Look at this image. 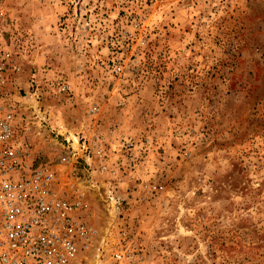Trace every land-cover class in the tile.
Masks as SVG:
<instances>
[{"label":"rangeland","instance_id":"374dc122","mask_svg":"<svg viewBox=\"0 0 264 264\" xmlns=\"http://www.w3.org/2000/svg\"><path fill=\"white\" fill-rule=\"evenodd\" d=\"M0 17L28 47L11 99L37 161L96 241L122 264H264V0H0Z\"/></svg>","mask_w":264,"mask_h":264},{"label":"built area","instance_id":"2783aa9c","mask_svg":"<svg viewBox=\"0 0 264 264\" xmlns=\"http://www.w3.org/2000/svg\"><path fill=\"white\" fill-rule=\"evenodd\" d=\"M8 26L0 17V264H122L121 246L95 240L84 218L88 205L61 193L53 166L37 161L31 131L11 99L28 47L6 40ZM35 77L31 88L39 90ZM80 149L88 154L91 147L84 141Z\"/></svg>","mask_w":264,"mask_h":264}]
</instances>
